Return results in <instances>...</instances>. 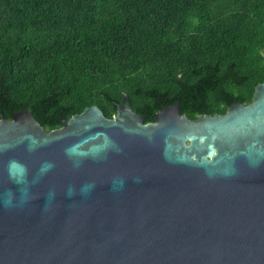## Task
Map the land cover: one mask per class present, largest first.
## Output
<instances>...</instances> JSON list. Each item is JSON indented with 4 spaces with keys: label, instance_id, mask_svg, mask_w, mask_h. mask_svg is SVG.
<instances>
[{
    "label": "water",
    "instance_id": "water-1",
    "mask_svg": "<svg viewBox=\"0 0 264 264\" xmlns=\"http://www.w3.org/2000/svg\"><path fill=\"white\" fill-rule=\"evenodd\" d=\"M0 264H264V81L193 120L126 94L48 132L1 117Z\"/></svg>",
    "mask_w": 264,
    "mask_h": 264
},
{
    "label": "trees",
    "instance_id": "trees-1",
    "mask_svg": "<svg viewBox=\"0 0 264 264\" xmlns=\"http://www.w3.org/2000/svg\"><path fill=\"white\" fill-rule=\"evenodd\" d=\"M264 81V0H0V118L48 132L129 98L144 123L249 104Z\"/></svg>",
    "mask_w": 264,
    "mask_h": 264
}]
</instances>
